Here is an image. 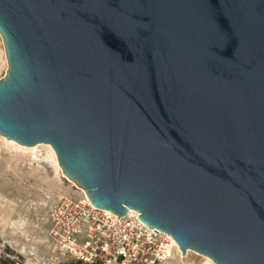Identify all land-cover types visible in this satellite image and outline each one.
<instances>
[{"label":"water","instance_id":"water-1","mask_svg":"<svg viewBox=\"0 0 264 264\" xmlns=\"http://www.w3.org/2000/svg\"><path fill=\"white\" fill-rule=\"evenodd\" d=\"M0 32L2 135L183 255L264 264V0H0Z\"/></svg>","mask_w":264,"mask_h":264},{"label":"rangeland","instance_id":"rangeland-1","mask_svg":"<svg viewBox=\"0 0 264 264\" xmlns=\"http://www.w3.org/2000/svg\"><path fill=\"white\" fill-rule=\"evenodd\" d=\"M8 66L0 32V80ZM79 188L65 175L51 144L27 146L0 133V264L4 259L14 264L75 262L52 236L49 215L62 197H82ZM165 239L171 251L156 264H213L190 248L183 255L167 235Z\"/></svg>","mask_w":264,"mask_h":264},{"label":"built area","instance_id":"built-area-1","mask_svg":"<svg viewBox=\"0 0 264 264\" xmlns=\"http://www.w3.org/2000/svg\"><path fill=\"white\" fill-rule=\"evenodd\" d=\"M139 215L134 209L122 216L96 207L84 193L62 197L49 218L61 249L83 264H156L168 251L167 233Z\"/></svg>","mask_w":264,"mask_h":264},{"label":"bare ground","instance_id":"bare-ground-1","mask_svg":"<svg viewBox=\"0 0 264 264\" xmlns=\"http://www.w3.org/2000/svg\"><path fill=\"white\" fill-rule=\"evenodd\" d=\"M54 151V150H53ZM83 193H85V191L83 190V188H79ZM167 235L170 237V239H171V241L173 242V244L175 245V246H177L179 249H180V247H179V245H178V243H177V241L170 235V234H168L167 233ZM168 251L170 252L171 250L170 249H168ZM209 260L213 263V264H216L210 257H209Z\"/></svg>","mask_w":264,"mask_h":264},{"label":"trees","instance_id":"trees-1","mask_svg":"<svg viewBox=\"0 0 264 264\" xmlns=\"http://www.w3.org/2000/svg\"><path fill=\"white\" fill-rule=\"evenodd\" d=\"M5 260V264H14L16 263L15 260L13 259H4ZM68 264H83L81 261L76 260L75 262L72 263H68Z\"/></svg>","mask_w":264,"mask_h":264}]
</instances>
